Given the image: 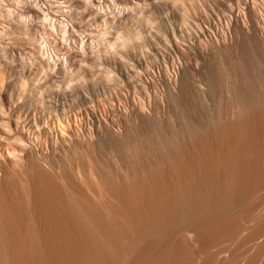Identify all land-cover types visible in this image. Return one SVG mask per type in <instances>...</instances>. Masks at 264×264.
Here are the masks:
<instances>
[{
  "label": "rangeland",
  "instance_id": "rangeland-1",
  "mask_svg": "<svg viewBox=\"0 0 264 264\" xmlns=\"http://www.w3.org/2000/svg\"><path fill=\"white\" fill-rule=\"evenodd\" d=\"M30 1L0 0V86L17 99L21 77L29 85L37 80L44 84L45 72L52 92L48 98L41 85L44 102L32 104V114L47 117L56 103L70 109V116L90 106L97 116L78 118L62 141L41 134L13 162L0 160V264H264V103L249 80L248 101L240 105L231 55L211 61L217 64L209 65L213 91L204 103L191 92L188 61L177 73L167 71L176 81L170 91L149 59L147 66L134 60L146 54L155 33L164 28L158 6L170 10L175 0H98L87 9L83 0H35L37 16L22 11ZM5 4L14 7L11 19ZM180 5L192 15L187 0ZM62 10L66 16L61 17ZM47 17L68 22L70 30L57 24L51 29ZM22 18L40 25L37 32L23 30ZM134 32L133 47L115 46L114 52L123 55L116 63H105L107 45L118 34L135 37ZM41 46L51 62L48 69L37 58ZM11 117L6 121L13 127L16 114Z\"/></svg>",
  "mask_w": 264,
  "mask_h": 264
},
{
  "label": "bare ground",
  "instance_id": "bare-ground-1",
  "mask_svg": "<svg viewBox=\"0 0 264 264\" xmlns=\"http://www.w3.org/2000/svg\"><path fill=\"white\" fill-rule=\"evenodd\" d=\"M37 1V0H36ZM36 1L35 0H31L28 4V6L23 7V12L27 15L29 14H33L35 16H37V11L34 9V6H36ZM76 1V0H75ZM98 0H83V5L82 7L87 9L89 7L94 8V2H97ZM115 1V0H114ZM182 1V0H181ZM180 0H175V7H172L170 10H167V6L166 5H161L158 6L159 10L161 11V13L164 14V16L162 17L163 19V23H164V28L163 30H158L157 28V34L156 35V39L155 37L152 38L151 43L149 44L148 50H146V54L144 55H140V56H135L134 60L135 63L138 66H143L144 63L146 65V62H148V59L150 61V63L152 64L153 68L157 69L158 73H162V78H163V82L164 84L170 89V86L172 85L171 81H175L174 78L170 77V73L168 70L173 69V71H175L177 73V71L181 70L184 66V61H188L189 63V69H190V73L193 77V80L191 82L190 85V89L192 94L196 95L198 97V95L201 96V99L204 101V103L206 102L208 95L211 96V93H209V87H211V84L209 86V80H208V72H209V65L211 64V61H213L217 56H221L224 53H227V55H231V58H233V61L231 62V66H234L235 71V84H236V90H237V95H238V99H239V103L240 105H244L246 104L247 100V82L250 80L252 87H253V91L257 92L259 94V96L261 95L260 102L264 103V0H187L190 6V9L192 10V15L189 16L188 13L186 12V8L184 9V7H182V5H180L181 3ZM56 2V1H55ZM173 2V1H172ZM234 2V3H233ZM62 3V1H61ZM76 3V2H75ZM103 3V2H102ZM54 4V3H53ZM57 4V3H56ZM74 4V3H72ZM113 4V3H112ZM168 4V3H167ZM180 6H179V5ZM185 4V2H184ZM183 4V6H185ZM187 4V3H186ZM76 5V4H75ZM79 5V4H78ZM96 5V4H95ZM98 5V4H97ZM108 5V3H107ZM110 5V4H109ZM108 5V6H109ZM101 6V5H100ZM105 6V5H104ZM59 7V6H58ZM70 9V6H67ZM103 7V5H102ZM110 7V6H109ZM56 8V7H54ZM73 8V7H72ZM98 8H100L98 6ZM105 8V7H103ZM111 8V7H110ZM63 9V8H62ZM67 9V8H66ZM101 9V8H100ZM99 9V10H100ZM188 9V8H187ZM74 10V9H73ZM97 10V9H96ZM106 10V8H105ZM158 10V9H157ZM57 11V10H56ZM92 11V10H91ZM69 12V11H68ZM74 12V11H73ZM94 12V11H92ZM97 12V11H96ZM106 12V11H105ZM190 12V11H189ZM160 13V12H159ZM187 13V14H185ZM61 17L62 16H66L65 11H61L60 12ZM104 14V13H103ZM49 16V15H48ZM101 16V15H100ZM99 16V17H100ZM103 16V15H102ZM101 16V17H102ZM106 16V15H105ZM104 16V17H105ZM162 16V14L160 15ZM71 18V17H70ZM69 18V19H70ZM161 18V17H160ZM97 19V18H96ZM48 24L51 27V29L54 28V26L57 24L59 25L64 31H66V29L70 28L68 27L69 24H67L66 22H64L63 20L61 21H57L52 18H48ZM161 20V19H160ZM58 23H57V22ZM107 21V20H106ZM162 22V20L160 21ZM35 22H30L29 19L27 18H23L22 22H21V27L23 30H33L35 32H37V29H39V26L34 24ZM72 23V22H71ZM45 24V23H44ZM106 24V23H105ZM149 24V23H148ZM150 25V24H149ZM20 26V25H19ZM46 26V25H45ZM148 26V25H147ZM161 26V25H160ZM68 27V28H67ZM151 27H153L151 25ZM157 27V26H156ZM42 28V27H40ZM71 28H74L73 25ZM43 29V28H42ZM19 30V29H18ZM22 30V31H23ZM45 30V29H44ZM72 30V29H71ZM42 31V30H41ZM46 31V30H45ZM49 31V30H48ZM52 31V30H51ZM155 31V29H154ZM20 32V31H19ZM68 32V31H67ZM148 32V31H147ZM31 33V32H30ZM41 33V32H39ZM47 33V32H46ZM51 33V32H50ZM72 35L71 36H76L74 31L72 30ZM116 33V32H115ZM130 33V31H129ZM135 33V32H134ZM149 33V32H148ZM20 34H25V33H20ZM35 34V33H34ZM42 34V33H41ZM71 34V33H70ZM128 34V32H127ZM142 34V33H141ZM31 35V34H30ZM40 35V34H39ZM48 35V34H47ZM133 35V34H132ZM138 35V33H135V37H123L121 35H117V37L115 38V42H111L110 44H108L107 48L109 49V51L107 52L108 54L105 55V59L107 60L108 63L109 62H114L116 63V58H118V60H120L121 56L118 52H114V47L117 46V48H124L127 45H130L131 48L132 43H130V40H134V38L136 39V36ZM143 35V34H142ZM150 35V33L148 34ZM32 36V35H31ZM152 35H150L151 38ZM36 37V34H35ZM24 38V37H23ZM26 38V37H25ZM24 38V39H25ZM34 38V37H33ZM42 38V37H41ZM27 39V38H26ZM132 40V41H133ZM24 41V40H23ZM26 41V40H25ZM139 41V40H138ZM148 41V40H147ZM54 42V41H53ZM60 46V45H59ZM135 46V45H134ZM141 47V46H140ZM3 49L2 47H0V50ZM39 49V50H38ZM37 49V53L38 59L41 58V60L44 62V65L48 68H50V60L48 59V54L47 51L45 50V48H43L42 46L39 47ZM62 50V49H61ZM140 50V49H139ZM15 51V50H14ZM116 51V50H115ZM118 51V50H117ZM121 51V50H120ZM119 51V52H120ZM122 52V51H121ZM120 52V53H121ZM17 54V52H15ZM106 53V52H105ZM125 53V52H124ZM141 54V53H140ZM143 54V53H142ZM19 55V54H18ZM71 55V54H70ZM226 55V54H225ZM224 55V56H225ZM227 55L225 58H227ZM129 56V55H128ZM134 56V55H133ZM223 56V57H224ZM224 58V61H225ZM96 60H100V56L96 55L95 56ZM218 59V57H217ZM221 59H223L221 57ZM220 59V60H221ZM228 59V58H227ZM105 60V61H106ZM122 60V59H121ZM41 61V62H42ZM97 61V62H98ZM223 61V63H224ZM42 62V63H43ZM102 62V61H100ZM98 62V63H100ZM219 62V61H218ZM103 63V62H102ZM119 63V62H118ZM124 63V62H123ZM129 63V62H128ZM134 63V64H135ZM149 63V64H150ZM214 63V62H213ZM220 63V62H219ZM233 63V65H232ZM216 64V61H215ZM215 64H211V65H215ZM222 65V62L220 63ZM226 64V63H225ZM97 65V64H96ZM102 65V64H100ZM98 65V66H100ZM114 65V64H113ZM123 65V64H122ZM125 65V64H124ZM144 65V66H145ZM186 65V63H185ZM217 65V64H216ZM228 65V64H227ZM230 65V64H229ZM110 66V65H109ZM147 66V65H146ZM219 66V64H218ZM129 67V66H128ZM187 67V65H186ZM213 67V66H212ZM221 67V66H220ZM219 67V68H220ZM224 67V66H223ZM222 67V68H223ZM227 67V66H226ZM124 68V67H123ZM122 68V69H123ZM135 68V67H134ZM170 68V69H169ZM188 68V67H187ZM216 68V67H214ZM211 68L210 69H214ZM218 68V67H217ZM121 69V70H122ZM126 69V67H125ZM128 69V68H127ZM185 69V68H184ZM183 69V70H184ZM221 69V68H220ZM99 70V69H98ZM133 70H137V69H133ZM141 70H145L144 68ZM148 72L149 70H151L150 68H147ZM153 70V69H152ZM151 70V71H152ZM182 70V72H183ZM188 70V69H187ZM225 70V69H223ZM128 71V70H127ZM168 71V73H167ZM172 71V72H173ZM211 71V70H210ZM214 71L216 72V70L214 69ZM218 71H222V70H218L217 69V73L220 74ZM125 72V70H124ZM135 72V71H134ZM141 72V71H139ZM213 72V71H211ZM29 73V72H28ZM152 73V72H151ZM157 73V74H158ZM179 73V72H178ZM189 73V74H190ZM214 73V72H213ZM232 73V72H231ZM23 74V73H21ZM25 74V72H24ZM135 73H133L134 76ZM141 74V73H140ZM139 74V75H140ZM147 74V73H145ZM155 74V73H154ZM216 74V73H215ZM214 74V75H215ZM223 74V71L222 73ZM44 78V84L43 82H40V80L35 81L33 84H28V82L25 81L24 77H21L19 79V81L21 82L20 85H18L19 90H17L18 93L17 94V99H15L13 97V93L10 94L8 92H5L2 88V86H0V160H3L5 162V160H10V161H14L17 157L18 154L23 155L26 153V151H29L28 149L30 148L31 142L33 143V141H38L40 140V135L42 134V137H48L51 138L52 140H57L60 139L61 141L64 140L66 137L70 136V134L68 135L67 132L71 129V127L73 126V124L78 123V118L80 120H82L81 117H89L90 115L92 117H96L97 115L96 110L90 106V107H85L84 109H79L77 112L74 111L76 113V115L74 116H70L69 115V111L65 110L64 107H59V104L54 103V105L51 107L52 110H50L51 112H49V115L47 116H43V118H40V116H36L34 114L31 113L30 110V106L33 104H39L42 103V93L43 90H41V85L45 86L46 89L44 90L45 94L48 96L51 95L50 93L52 92V90L50 89L49 83H48V74L43 72ZM172 75V73H171ZM212 75L213 74H209ZM226 74H224L225 77ZM229 75V74H228ZM232 75V74H231ZM230 75V76H231ZM11 76V75H10ZM30 76V75H29ZM128 76H131L130 73L128 75V73H126V78ZM132 76V77H133ZM137 77V75H135ZM151 76V75H150ZM184 76V75H183ZM219 76V75H217ZM229 76V77H230ZM16 77V74H15ZM131 77V78H132ZM161 77V75L159 76ZM176 77V76H175ZM187 77V76H186ZM223 77V76H222ZM223 77V78H224ZM134 78V77H133ZM132 78V79H133ZM141 78V77H140ZM158 78V77H157ZM178 78L179 74H178ZM221 78V77H220ZM222 78V79H223ZM104 79V78H103ZM131 79V80H132ZM161 79V78H160ZM189 79V78H188ZM219 79V78H218ZM141 80V79H140ZM177 80V79H176ZM179 80V79H178ZM186 80V79H185ZM213 80V79H212ZM231 80V77H230ZM1 81V80H0ZM18 81V80H17ZM130 81V80H129ZM128 81V82H129ZM134 81V80H133ZM133 81L131 83H133ZM148 81V80H147ZM161 81V80H160ZM183 81V80H182ZM211 81V80H210ZM220 81V80H218ZM15 82V81H14ZM150 82V81H149ZM176 82V81H175ZM174 82V84H175ZM180 82V81H178ZM221 82V81H220ZM130 83V84H131ZM151 83V82H150ZM186 83V82H185ZM213 83V82H212ZM11 84V83H10ZM135 84V83H134ZM177 84V83H176ZM190 84V83H189ZM233 84V83H232ZM17 86V84H15ZM133 85V84H131ZM138 85V83H137ZM144 85V84H143ZM184 85V84H183ZM188 85V84H187ZM186 85V86H187ZM29 86V87H28ZM136 86V85H134ZM141 85L139 84V87ZM146 86V85H145ZM180 86V85H179ZM233 86V85H232ZM231 86V87H232ZM235 86V85H234ZM251 86V85H250ZM94 87V86H93ZM147 87V86H146ZM145 87V88H146ZM176 87V85H175ZM182 87V86H181ZM14 88V87H13ZM17 88V87H15ZM14 88V89H15ZM137 88V87H136ZM180 88V87H179ZM186 88V87H185ZM217 88V87H216ZM234 88V87H233ZM143 89V88H141ZM147 89V88H146ZM168 89V90H169ZM213 89V88H212ZM151 90V89H150ZM174 90V88H173ZM176 90V89H175ZM182 90V89H181ZM216 91V89H214ZM7 91V90H6ZM144 91V89L142 90ZM146 91V90H145ZM171 91V89H170ZM213 91V90H210ZM219 91V90H218ZM235 91V90H234ZM251 91V90H250ZM55 92V91H54ZM88 92V91H87ZM149 92V91H148ZM188 92V91H186ZM57 93V92H56ZM175 93V92H174ZM213 93V92H212ZM188 94V93H187ZM191 94V93H190ZM215 94V93H214ZM218 94V93H217ZM256 93H254L255 95ZM97 95V94H95ZM133 95V94H132ZM171 95V94H170ZM189 95V94H188ZM87 96V95H85ZM169 96V95H168ZM191 96V95H190ZM216 96V95H215ZM72 97V96H71ZM84 97V96H83ZM89 97V96H87ZM86 97V98H87ZM217 97V96H216ZM215 97V98H216ZM80 98V97H79ZM77 98V100L79 99ZM91 98V97H90ZM137 98V97H136ZM149 98V97H148ZM52 99V98H51ZM74 99V98H72ZM105 99V98H104ZM194 99V98H193ZM191 99V100H193ZM200 99V100H201ZM236 99V98H235ZM249 99V98H248ZM254 99V97H253ZM86 100V99H85ZM190 100V101H191ZM211 100L213 101V99L211 98ZM47 101V100H46ZM49 101V100H48ZM47 101V102H48ZM53 101V100H51ZM74 101V100H73ZM80 101V100H79ZM199 101V100H197ZM215 101V100H214ZM44 102V101H43ZM54 102V101H53ZM76 102V101H74ZM91 102V101H88ZM94 102V101H93ZM92 102V104H93ZM102 102V101H101ZM150 102V101H149ZM200 102V101H199ZM236 102V101H234ZM238 102V101H237ZM254 103H256L255 100H253ZM252 102V103H253ZM61 103V102H60ZM71 103V102H70ZM87 103V102H86ZM127 103V102H126ZM143 103V102H142ZM191 103V102H190ZM195 103V102H194ZM210 102L206 103L209 104ZM252 103L250 104V106L252 105ZM253 103V104H254ZM261 103V105H262ZM53 104V103H52ZM51 104V105H52ZM68 104V103H67ZM66 104V105H67ZM72 104V103H71ZM98 104V103H97ZM115 104V103H114ZM137 104V102H136ZM203 104V103H202ZM216 104V103H215ZM40 105V104H39ZM38 105V106H39ZM63 105V104H62ZM82 105V104H81ZM118 105V104H117ZM200 105V103L198 104ZM256 105V104H255ZM258 105V104H257ZM100 106V105H99ZM105 106V105H104ZM129 106V105H128ZM203 106V105H202ZM238 106V104H237ZM249 106V107H250ZM254 106V105H253ZM263 106V105H262ZM50 107V106H49ZM191 107H193V105H191ZM243 107V106H242ZM241 107V108H242ZM245 107V106H244ZM252 107V106H251ZM32 108V107H31ZM41 108V107H40ZM101 108V107H100ZM140 108V107H139ZM205 108V106H204ZM208 108V106H207ZM239 108V107H238ZM237 108V109H238ZM240 108V109H241ZM246 108V107H245ZM244 108V109H245ZM260 108V107H259ZM36 109V107H35ZM105 109V108H103ZM195 109V108H194ZM247 109V108H246ZM245 109V110H246ZM95 110V111H94ZM140 110V109H139ZM145 110V109H144ZM197 110V109H196ZM195 110V111H196ZM210 110V108H209ZM243 110V109H242ZM72 111V110H71ZM70 111V114H71ZM124 111V110H123ZM206 111V110H205ZM208 111V110H207ZM252 112L254 111L251 110ZM250 111V112H251ZM73 112V113H74ZM194 112V111H193ZM198 112V111H197ZM196 112V113H197ZM239 112V111H238ZM242 112V111H241ZM249 112V111H247ZM255 112V111H254ZM5 113H7V115H5ZM40 113V112H39ZM99 113H101L99 111ZM144 113V112H142ZM195 113V114H196ZM202 113V111H201ZM204 113V112H203ZM16 114V118L17 120L12 121L13 123V127L10 126V122H8V120L6 121L7 118H10L11 115H15ZM103 114V113H102ZM105 114V113H104ZM206 114V113H205ZM255 114V113H254ZM253 114V115H254ZM89 115V116H88ZM262 115V113H261ZM23 116V117H22ZM100 116V115H99ZM102 116V115H101ZM105 116V115H104ZM127 116V115H126ZM205 116V115H204ZM45 117V118H44ZM261 117H264V115H262ZM12 118V117H11ZM100 118V117H98ZM124 118V117H123ZM206 118V117H205ZM106 119V118H105ZM104 119V120H105ZM263 119V118H262ZM88 120V119H87ZM91 120V119H89ZM108 120V119H107ZM106 120V121H107ZM22 121V122H21ZM92 121V120H91ZM99 121V120H97ZM125 121V120H124ZM82 122V121H81ZM85 122V121H84ZM80 123V122H79ZM92 123V122H91ZM94 123V122H93ZM101 123V122H100ZM85 125V124H84ZM89 125V124H88ZM98 125V124H97ZM100 125V124H99ZM102 125V124H101ZM195 126V125H194ZM13 129H12V128ZM79 127V126H78ZM77 127V128H78ZM83 127V126H82ZM102 127V126H101ZM99 126V128H101ZM105 127V126H104ZM36 129L38 133V135H35L34 132H32V129ZM106 128V127H105ZM74 129V128H73ZM200 129V128H199ZM75 130H77L75 128ZM96 130H98L96 128ZM208 130V129H207ZM242 130V129H241ZM14 131V133L12 132ZM71 131V130H70ZM69 131V132H70ZM200 131V130H199ZM203 131V130H202ZM243 131V130H242ZM209 132V131H208ZM72 133V132H70ZM204 133V132H203ZM206 133V132H205ZM243 133V132H242ZM76 134V133H75ZM197 134V133H196ZM245 134V132H244ZM74 135V134H73ZM206 135V134H205ZM209 135V134H208ZM238 135V134H237ZM241 135V134H240ZM248 136V134H247ZM246 136V137H247ZM41 137V138H42ZM87 137V136H86ZM92 137V136H91ZM235 137V136H234ZM238 137V136H237ZM47 138V139H48ZM72 138V137H71ZM70 138V139H71ZM90 138V137H89ZM214 138V137H213ZM231 138V137H230ZM239 138V137H238ZM249 138V137H248ZM206 139V138H205ZM209 139V138H208ZM216 141V138H214ZM222 139V138H221ZM237 139V138H235ZM234 139V140H235ZM240 139V138H239ZM247 139V138H246ZM244 139V140H246ZM13 141V143L9 141ZM211 140V139H210ZM229 140V139H228ZM233 140V141H234ZM238 140V139H237ZM44 141V140H43ZM80 141V140H79ZM82 141V140H81ZM221 141V140H220ZM231 143V140H229ZM9 142V143H8ZM40 142V141H39ZM45 142V141H44ZM52 142V141H51ZM56 142V141H55ZM58 142V141H57ZM73 142V141H72ZM88 142V141H87ZM47 143V142H46ZM60 143V142H59ZM83 143V142H81ZM204 143V142H203ZM207 143V142H206ZM209 143V141H208ZM214 143H218L217 141ZM233 143V142H232ZM241 143V142H240ZM238 142V144H240ZM243 143V142H242ZM34 144V143H33ZM35 144H38L37 142H35ZM211 144V143H210ZM236 144V143H235ZM234 144V145H235ZM52 145V144H51ZM231 145V144H230ZM244 145V144H243ZM264 145V144H263ZM32 146V145H31ZM219 146V145H218ZM223 146V145H221ZM229 146V145H228ZM71 147V146H70ZM87 147V146H86ZM237 147V146H236ZM245 147V146H244ZM41 148V147H40ZM220 148V147H219ZM234 148V147H233ZM238 148V147H237ZM37 149V148H36ZM83 149V148H82ZM242 149V148H241ZM240 149V150H241ZM218 150V149H217ZM222 150V149H221ZM229 150V149H228ZM227 150V152H228ZM232 151H235L233 149H231ZM246 150V149H244ZM212 151V150H211ZM238 151V150H237ZM247 151H249L247 149ZM37 152V151H36ZM42 152V151H41ZM215 152V151H214ZM240 152V151H239ZM245 151H243L244 153ZM34 153V152H33ZM225 153V152H224ZM232 153V152H229ZM238 153V152H237ZM262 153V152H261ZM31 154V153H30ZM211 154V153H209ZM222 153H220L219 155L221 156ZM226 154V153H225ZM242 154V153H241ZM233 155V154H232ZM238 155V154H237ZM245 155V154H243ZM242 155V156H243ZM27 156V155H26ZM32 156V155H31ZM223 156V155H222ZM230 156V155H229ZM239 156V155H238ZM241 156V155H240ZM20 157V156H19ZM18 157V158H19ZM41 157V156H40ZM227 157V156H226ZM237 157V156H236ZM258 157V156H257ZM217 158V157H216ZM221 158V157H219ZM231 158V157H230ZM230 158L228 157V159L230 160ZM234 158V157H233ZM32 159V158H31ZM38 159V158H37ZM36 159V160H37ZM224 159V158H223ZM35 160V161H36ZM9 161V162H10ZM33 161V160H32ZM34 161V162H35ZM41 161V160H40ZM43 161V160H42ZM29 162V161H28ZM6 163V162H5ZM31 163V162H30ZM24 164V163H23ZM22 164V165H23ZM28 164V163H27ZM34 164V163H33ZM40 164V162H39ZM45 164V163H44ZM29 165V164H28ZM37 165V164H36ZM61 165V164H60ZM32 166V165H30ZM27 167V166H26ZM26 167H24V170H27ZM92 168V167H91ZM39 169V168H38ZM45 169V168H42ZM93 169V168H92ZM91 169H89L90 171ZM242 170V169H241ZM44 171V170H43ZM32 172V171H31ZM93 172V171H92ZM43 173V172H42ZM37 174V173H36ZM39 174V173H38ZM91 174V173H90ZM95 174V173H94ZM93 174V175H94ZM40 176V175H39ZM92 176V174H91ZM95 176V175H94ZM36 177V176H34ZM93 177V176H92ZM32 178V177H31ZM33 179V178H32ZM41 179V178H40ZM43 179V178H42ZM41 179V180H42ZM31 180V179H30ZM38 180V179H36ZM32 181V180H31ZM48 181V180H47ZM38 183V182H37ZM37 183L35 185H37ZM41 183V182H40ZM43 185V184H42ZM44 186V185H43ZM42 186V188H43ZM39 188L40 185H39ZM49 189V187L47 188ZM44 190V189H43ZM41 192V191H40ZM48 192V191H47ZM44 193V192H43ZM42 196H45L46 194ZM49 193V192H48ZM41 197V196H40ZM71 200V198H69ZM70 202V201H68ZM73 203V202H71ZM78 203V202H77ZM76 204V202H75ZM80 205V204H79ZM82 205V204H81ZM96 207V206H95ZM70 208V206H69ZM72 208V206H71ZM76 208V207H75ZM77 209V208H76ZM76 209H74L76 211ZM83 209V208H82ZM73 212V208L71 209ZM80 210V208H79ZM78 210V212H79ZM85 210V209H84ZM70 211V210H69ZM95 211V210H94ZM71 212V213H72ZM77 212V213H78ZM97 212V211H96ZM100 213V212H98ZM74 214V213H73ZM76 214V213H75ZM95 214V213H94ZM79 215V214H78ZM76 216V215H75ZM97 216V213H96ZM99 216V215H98ZM74 217V216H73ZM78 218V217H77ZM82 218V217H80ZM84 218V217H83ZM87 219V217H86ZM84 219V220H86ZM99 219V218H98ZM97 219V220H98ZM80 220V219H79ZM78 221V219H77ZM83 222V220H81ZM89 221V220H88ZM100 221V220H98ZM97 221V222H98ZM86 222V221H84ZM88 223V222H87ZM99 223V222H98ZM97 223V224H98ZM81 224V223H80ZM78 224V226L80 225ZM83 224V223H82ZM92 224V223H91ZM86 226V224H84ZM89 225V224H88ZM101 225V223L99 224ZM98 225V226H99ZM82 226V225H81ZM79 226V227H81ZM96 226V225H95ZM102 228V227H101ZM87 229V228H86ZM91 229V228H89ZM99 229V228H98ZM105 229V228H103ZM85 231V229H84ZM88 231V229L86 230ZM107 231V230H106ZM90 233V232H89ZM98 233V232H97ZM96 233V234H97ZM109 233V232H108ZM92 234V232H91ZM94 234V233H93ZM90 235V234H89ZM107 235V234H106ZM30 236V235H28ZM56 236V235H55ZM60 236V235H59ZM20 237V236H19ZM31 237V236H30ZM98 237V236H97ZM32 238V237H31ZM30 238V239H31ZM100 238V237H99ZM23 239V238H22ZM26 239V238H25ZM37 239V238H36ZM56 239V238H55ZM59 239V238H58ZM4 240V239H3ZM24 240V239H23ZM27 240V239H26ZM39 239L36 240V242ZM54 240V239H53ZM51 240V242L53 241ZM5 241V240H4ZM29 241V239H28ZM41 241V239H40ZM43 241V240H42ZM50 241V240H49ZM23 242V241H22ZM27 242V241H26ZM32 242V239H31ZM45 241H43V244ZM48 242V241H47ZM62 243V242H61ZM98 243V242H97ZM23 244V243H22ZM21 244V245H22ZM28 244V243H27ZM49 244V243H48ZM58 244V242H57ZM100 244V243H99ZM105 244V243H103ZM25 245V244H24ZM23 245V246H24ZM34 245V242H33ZM32 245V246H33ZM36 245V244H35ZM38 245V244H37ZM108 246H111L109 244H105ZM104 245V246H105ZM16 246V245H15ZM41 246V245H40ZM43 246V245H42ZM41 246V247H42ZM50 246V245H49ZM52 246V245H51ZM62 247V245H60ZM102 246V245H101ZM1 247V245H0ZM3 247V246H2ZM18 247V245H17ZM25 247V246H24ZM23 247V248H24ZM34 247V246H33ZM55 247V246H54ZM97 247V246H96ZM95 247V248H96ZM22 247H20L19 249H21ZM36 248V247H35ZM64 248V247H63ZM105 248V247H104ZM103 248V250H104ZM107 248V246H106ZM12 249V248H11ZM16 249V248H15ZM26 249V248H25ZM43 249V248H42ZM62 249V248H61ZM61 249H59L61 251ZM98 249V247H97ZM109 249V248H108ZM32 250V248L30 249ZM37 250V249H36ZM57 250V248H56ZM6 251V249H5ZM4 251V252H5ZM22 251H25L24 249ZM43 251V250H42ZM45 251V250H44ZM12 252V251H10ZM14 252V251H13ZM12 252V253H13ZM17 252V249L16 251ZM37 252V251H36ZM54 252V251H53ZM112 252V251H111ZM19 253V252H18ZM21 253V252H20ZM26 253V252H25ZM42 253V252H41ZM1 254V253H0ZM3 254V252H2ZM17 254V253H15ZM23 254V253H22ZM40 254V253H39ZM55 254V253H54ZM107 254V253H105ZM113 254V253H112ZM14 256V253L12 254ZM30 255V254H29ZM38 255V254H37ZM22 256V255H21ZM27 256V254H26ZM36 256V255H35ZM109 256V255H108ZM15 257V256H14ZM111 257V256H110ZM118 257L119 256H115ZM17 259L19 258L16 257ZM22 258V257H21ZM27 258V257H26ZM35 258V257H34ZM30 260V258H28ZM28 259L26 260V263L28 261ZM42 259V258H41ZM114 259V258H113ZM120 259V258H119ZM19 260V259H18ZM36 260V259H35ZM115 260V259H114ZM118 260V259H117ZM116 260V261H117ZM22 261V260H21ZM31 261V260H30ZM19 262V261H17ZM120 262V261H119ZM16 263V262H15ZM21 264V262H19ZM30 263V262H29ZM14 264V263H13ZM18 264V263H17Z\"/></svg>",
  "mask_w": 264,
  "mask_h": 264
},
{
  "label": "clouds",
  "instance_id": "clouds-1",
  "mask_svg": "<svg viewBox=\"0 0 264 264\" xmlns=\"http://www.w3.org/2000/svg\"><path fill=\"white\" fill-rule=\"evenodd\" d=\"M3 7H4L5 15L7 16L8 19H11L15 15L14 7L9 6L7 4H5ZM15 7H19V5L16 4ZM5 115H7V113H5Z\"/></svg>",
  "mask_w": 264,
  "mask_h": 264
}]
</instances>
